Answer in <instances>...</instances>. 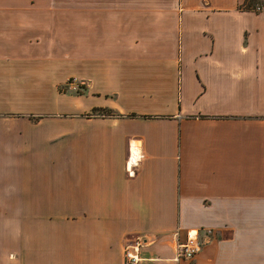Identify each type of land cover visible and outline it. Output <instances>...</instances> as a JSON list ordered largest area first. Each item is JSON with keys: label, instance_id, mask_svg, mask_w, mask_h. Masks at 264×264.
I'll list each match as a JSON object with an SVG mask.
<instances>
[{"label": "crops", "instance_id": "0c3cea01", "mask_svg": "<svg viewBox=\"0 0 264 264\" xmlns=\"http://www.w3.org/2000/svg\"><path fill=\"white\" fill-rule=\"evenodd\" d=\"M245 1L0 0V205H19L0 264H127L137 239L136 264H264V10Z\"/></svg>", "mask_w": 264, "mask_h": 264}, {"label": "built area", "instance_id": "2783aa9c", "mask_svg": "<svg viewBox=\"0 0 264 264\" xmlns=\"http://www.w3.org/2000/svg\"><path fill=\"white\" fill-rule=\"evenodd\" d=\"M257 11L264 10V0H260L252 5ZM143 241L137 239L125 248V258L127 264H136L140 261L139 250ZM203 242L200 239L198 230H191L184 238H177L176 241V258L178 260H193L202 250Z\"/></svg>", "mask_w": 264, "mask_h": 264}, {"label": "rangeland", "instance_id": "374dc122", "mask_svg": "<svg viewBox=\"0 0 264 264\" xmlns=\"http://www.w3.org/2000/svg\"><path fill=\"white\" fill-rule=\"evenodd\" d=\"M60 91H64L67 92V88L65 86H62L60 88ZM79 93L82 92L81 89H76L75 93ZM11 213L12 216H14L15 218H17L18 212H19V205H0V213ZM17 220H11L10 221V227L12 228H16L17 227Z\"/></svg>", "mask_w": 264, "mask_h": 264}, {"label": "trees", "instance_id": "16d2710c", "mask_svg": "<svg viewBox=\"0 0 264 264\" xmlns=\"http://www.w3.org/2000/svg\"><path fill=\"white\" fill-rule=\"evenodd\" d=\"M258 1H260V0H247V1H245V2H246V6H247V8H248V7L251 6L253 3H257ZM105 112L111 113L112 111H111V110H106ZM111 114H112V113H111Z\"/></svg>", "mask_w": 264, "mask_h": 264}]
</instances>
